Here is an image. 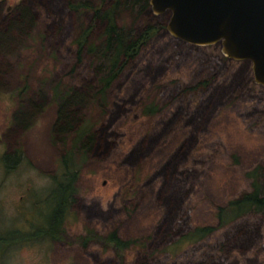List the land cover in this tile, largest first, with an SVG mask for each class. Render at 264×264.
Instances as JSON below:
<instances>
[{"label": "rangeland", "instance_id": "374dc122", "mask_svg": "<svg viewBox=\"0 0 264 264\" xmlns=\"http://www.w3.org/2000/svg\"><path fill=\"white\" fill-rule=\"evenodd\" d=\"M0 1L4 9L26 1L34 14L28 30L12 31L0 46V232L17 231L0 243V264H264V211L222 225L215 216L247 190L254 170L264 186V87L251 80L250 65L227 59L217 45L173 38L165 13L132 21L121 10V26L164 28L101 93L108 63L102 59L96 73L100 61L85 48L102 43L90 12L100 0ZM88 28L78 54L75 40ZM87 85L81 120L53 140L61 99ZM89 134L91 150L76 155ZM68 150L77 156L74 199L58 237L37 234L48 223L47 203L37 202L60 181L52 176ZM216 223L209 236L180 240ZM111 232L131 244L116 249L104 241Z\"/></svg>", "mask_w": 264, "mask_h": 264}, {"label": "trees", "instance_id": "16d2710c", "mask_svg": "<svg viewBox=\"0 0 264 264\" xmlns=\"http://www.w3.org/2000/svg\"><path fill=\"white\" fill-rule=\"evenodd\" d=\"M2 3L3 2L0 1V46L2 43L1 41H5L10 37L8 36L9 33L14 30L22 33L23 31L28 30L34 22L33 10L26 1L18 2L13 7L5 9L3 8ZM85 5L87 4H84V6ZM69 6L71 8L78 7V5L74 6L71 4H69ZM84 9L87 8L84 7ZM121 10L126 12L128 17L134 21V18L139 19L142 16L146 17L150 8L147 0H100V4L95 8H91L90 11L92 22L98 23L99 25V37H102V43L98 45L100 48L94 50L93 46L86 45V36L90 28L82 32L75 40L78 46V54H80L83 45H86V53L89 52L95 54L94 58L100 61L97 68L94 67L93 69L95 72L97 69L101 70L103 68V62H101L102 59H105L108 63V69L110 70L109 73L106 77H98V81L101 84V88L99 89L101 93L106 89L120 66L124 65L126 61L132 59L140 46L147 42L155 34L158 28H164V23L151 24L147 21H144L142 26L139 27L135 26L136 24L133 22L131 23L132 25L130 24L125 27L121 26L117 23V14ZM164 13L167 14V16L169 14L168 11H165ZM214 45L219 47V43H215ZM231 61L235 60L231 59ZM237 62L243 63L249 70V61L241 60ZM250 78L252 80V76ZM206 83L207 82L204 81L199 82L190 89L193 90L199 86H205ZM90 88L91 87H88L87 85L83 87H73L66 91V95L61 99V103L56 110L55 119L51 125L50 133L53 140L57 139L60 141L64 134H67L76 128L81 120V108H83L89 97V95H86V92ZM40 100H42L41 97ZM27 103V109H29L30 112H33L34 108L32 107H34L33 104L36 103V101L31 99L28 100ZM148 111L151 112L150 105L145 107V112ZM24 116L25 115H23V119L25 120ZM21 124H24L23 120L19 121L17 126L21 127ZM93 144V134L80 138L76 143V155L80 153L86 155L91 150ZM67 153L69 156H64L61 152V160L57 169L58 172L52 176L56 180L60 179V181L56 186L52 187L50 191L45 192L43 203L37 202V204L41 205L47 203L46 207L43 205V213H47L45 218L48 219V223L44 222L39 228V231L36 232L37 234L49 237H55L57 235L58 237V235L61 234L59 231H62L61 224L65 220L64 216L66 207L69 206L74 199V189H72L71 186L77 175L76 171L73 169L77 167V156L71 150H68ZM7 157L8 155L4 154L3 161L5 164L8 163L6 160ZM16 158L18 160V155H16ZM251 176L247 190L232 198L226 207H217V213L215 216L220 225L224 222H230L231 219L247 210H253L256 212L264 211V186L259 184L255 170ZM168 199L167 203L170 202V209H172L173 206H175L177 199L175 196H171ZM216 225L217 223L212 226L195 227L192 232L189 231L190 233L181 235L180 240L196 242L207 235H211L217 227ZM15 232L17 231L12 230L9 233L5 231L0 232V243L4 242V238L7 241V235ZM89 235L94 236L93 234H87V236ZM104 241L112 242L113 246L118 250L125 249L131 244L130 241H122L119 239L115 236L114 232L105 236Z\"/></svg>", "mask_w": 264, "mask_h": 264}, {"label": "water", "instance_id": "95a60500", "mask_svg": "<svg viewBox=\"0 0 264 264\" xmlns=\"http://www.w3.org/2000/svg\"><path fill=\"white\" fill-rule=\"evenodd\" d=\"M155 15L168 11L173 38L192 45L219 43L228 59L247 60L264 87V0H147Z\"/></svg>", "mask_w": 264, "mask_h": 264}]
</instances>
